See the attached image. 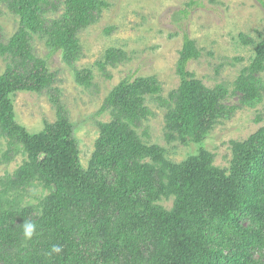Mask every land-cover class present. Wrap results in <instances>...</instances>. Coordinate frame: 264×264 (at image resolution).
Returning a JSON list of instances; mask_svg holds the SVG:
<instances>
[{"label": "trees", "instance_id": "trees-1", "mask_svg": "<svg viewBox=\"0 0 264 264\" xmlns=\"http://www.w3.org/2000/svg\"><path fill=\"white\" fill-rule=\"evenodd\" d=\"M4 1L18 28L0 43V56L9 60L0 75V166L23 160L0 178V264H264V127L231 144L228 174L214 167L205 151L171 163L160 147L144 145L132 129L149 116L144 101L161 92L157 80L127 79L97 112L110 113L112 120L97 123L99 135L84 169L75 126L53 87L57 75L35 56L30 40L44 38L47 49L71 65L81 55L79 33L106 4L63 0V13L48 20L50 0ZM238 38L253 46L255 56L233 90L251 105L260 100L255 77L264 72V41ZM117 55L124 56L110 50L106 58ZM200 56L194 41L184 38L176 66L179 85L166 101L168 142L201 143L214 123L234 110L222 103L225 88L208 90L186 70ZM74 73L79 85L91 79L88 70ZM44 91L56 120L30 134L15 121L10 95ZM34 183L43 195L35 205H23L20 193ZM170 198V210L156 205ZM25 220L37 225L30 240L20 228ZM52 245L62 251L49 256Z\"/></svg>", "mask_w": 264, "mask_h": 264}, {"label": "rangeland", "instance_id": "rangeland-1", "mask_svg": "<svg viewBox=\"0 0 264 264\" xmlns=\"http://www.w3.org/2000/svg\"><path fill=\"white\" fill-rule=\"evenodd\" d=\"M101 1L106 6L79 33L81 55L71 65L63 62L60 52L51 53L44 38L32 36L30 40L35 56L43 58L57 75L53 87L68 122L75 126L80 165L88 167L99 135L97 123L112 120L108 112L97 115L108 93L123 80L154 77L161 92L145 97L149 116L132 125L141 142L160 147L165 159L176 164L205 151L212 155V165L228 174L233 160L231 144L246 141L264 127V72L255 77L259 101L244 105L241 95L233 90L239 73L255 56L253 46L243 45L238 35L264 41V0ZM62 3L50 0L45 17H59ZM17 28L18 18L0 0V43H7ZM184 38L193 40L201 52L186 70L208 90L225 88L228 94L222 103L234 109L230 116L214 123L201 143L168 142L164 136L167 96L179 85L176 66ZM110 50L121 51L124 56L108 60L106 53ZM8 63V58L0 56V75ZM75 69L90 71L87 85L76 82ZM10 101L15 121L30 134L41 132L45 124L56 120L55 107L45 91L17 92L10 95ZM22 160L17 157L11 164L1 165L0 178L5 172L11 174ZM20 195L23 205H35L43 189L34 183ZM156 205L170 210L173 198L162 199Z\"/></svg>", "mask_w": 264, "mask_h": 264}, {"label": "clouds", "instance_id": "clouds-1", "mask_svg": "<svg viewBox=\"0 0 264 264\" xmlns=\"http://www.w3.org/2000/svg\"><path fill=\"white\" fill-rule=\"evenodd\" d=\"M22 230V235L25 240H30L36 234L37 225L31 220H25L22 225H20ZM62 251V246L60 245H52L48 255L58 254Z\"/></svg>", "mask_w": 264, "mask_h": 264}]
</instances>
